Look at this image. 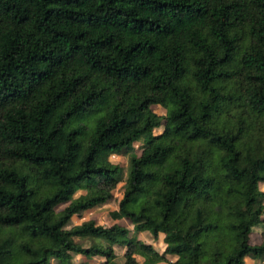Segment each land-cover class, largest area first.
Wrapping results in <instances>:
<instances>
[{
  "label": "trees",
  "instance_id": "obj_1",
  "mask_svg": "<svg viewBox=\"0 0 264 264\" xmlns=\"http://www.w3.org/2000/svg\"><path fill=\"white\" fill-rule=\"evenodd\" d=\"M260 184L264 0H0V264L264 262Z\"/></svg>",
  "mask_w": 264,
  "mask_h": 264
},
{
  "label": "rangeland",
  "instance_id": "obj_2",
  "mask_svg": "<svg viewBox=\"0 0 264 264\" xmlns=\"http://www.w3.org/2000/svg\"><path fill=\"white\" fill-rule=\"evenodd\" d=\"M153 110L158 115H163V112H161L158 108H154ZM161 133H162V129H156L153 131V134L155 136H157ZM134 148H135V153L137 155H140V153H141L140 144L139 143L135 144ZM109 160L113 164L121 166V168L123 170V181L120 184H118L116 189L114 190L113 199L110 202H108L107 204L99 206L98 208L94 209L93 211H91L89 213L83 214L82 217H80V218L74 217L68 228H70L73 225H79V224H81L85 221H89V220H94L97 224L102 225V226H106V227L113 224V221L109 217V213L111 211H114L117 209L118 201L121 198L122 193L124 191L125 181L127 178V171H128V164H127L128 158H127V156L114 155V156H111L109 158ZM259 189L262 192H264V184H260ZM83 193H84L83 191L77 192L76 195L74 196V198L78 197L79 195H81ZM65 206L66 205H60L56 208V210H61ZM118 224L122 227L127 228L131 233L130 234L131 237H136V234L133 233L132 225L127 220L122 219L118 222ZM263 233H264V223L258 227L253 228L252 234L250 236L251 245H259L261 242V237H262ZM138 238L147 244H151V246L155 249V251L158 252L160 255H162L164 253L165 244L162 242L161 237L159 240L153 241L149 235L142 234V235H139ZM79 242H84V240L80 239ZM113 249H114V253L116 255L115 261L118 264H123V262H124L123 255L125 253V248L116 246ZM165 258L169 262H174L177 259V257L168 256V255H166ZM138 260H140V258H138ZM104 261L105 260L103 258L98 257V256L94 257L91 261H86L81 256H75L73 258L72 264H104ZM244 261H245V264H264L263 261L256 263L254 260H252L250 258H245ZM51 264H57V262L55 260H51Z\"/></svg>",
  "mask_w": 264,
  "mask_h": 264
}]
</instances>
